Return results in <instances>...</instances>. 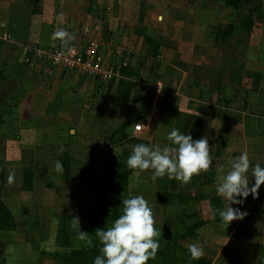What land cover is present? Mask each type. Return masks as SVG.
Here are the masks:
<instances>
[{"label": "crops", "instance_id": "1", "mask_svg": "<svg viewBox=\"0 0 264 264\" xmlns=\"http://www.w3.org/2000/svg\"><path fill=\"white\" fill-rule=\"evenodd\" d=\"M142 2L0 0V201L13 220L12 229H0V264H71L75 252L86 247L74 218L87 232L99 206L107 208V227L119 216L110 219L101 198L104 186L111 192L112 177L125 194L148 201L161 233L159 249L179 236L170 261L158 264H181L180 259L188 264V245L195 241L202 243L209 264H264V184L257 198L249 195L243 206L231 205L247 213L243 219L227 227L214 219L226 205L215 192L216 169L226 157L246 151L249 175L252 165L264 166V2L249 4L253 25L242 46L244 61H227L206 42L215 31L207 9L190 0H146L140 15ZM84 27L95 28L104 64L116 73L107 84L77 70L47 69L34 56L35 49L60 42L52 39L57 28L80 40ZM132 34L142 47L139 54L134 49L133 58ZM159 36L170 44L163 45ZM158 51L167 52L165 64L176 73L188 71L195 87L203 73L215 74L217 81H202L205 88L194 94V86L183 91L173 75L163 87ZM149 59L153 84L139 83L142 71L124 74L126 67L138 71ZM135 123L144 128L135 132ZM172 128L194 140L208 138L209 170L182 184L167 176L153 182L151 170L137 176L126 166L132 145L171 146ZM57 160L62 173L55 170ZM253 182L250 178V186Z\"/></svg>", "mask_w": 264, "mask_h": 264}, {"label": "clouds", "instance_id": "2", "mask_svg": "<svg viewBox=\"0 0 264 264\" xmlns=\"http://www.w3.org/2000/svg\"><path fill=\"white\" fill-rule=\"evenodd\" d=\"M52 39L67 45L74 37L65 28H57L52 33ZM167 139L171 146L163 148L157 144L132 145L126 166L135 170L137 176L151 170L153 182L167 176L170 180L187 184L194 175L209 170L213 164L206 136L194 140L190 134H182L178 129L172 128ZM249 169L250 160L246 151L234 157H226V162L216 169L215 192L226 201V205L214 213V219L219 218L226 227L232 221L241 220L247 215L241 211V207L231 205L243 206L249 195L253 199L257 198L258 190L264 184V166L260 163L252 165L250 175ZM55 170L58 173L64 171L61 161L55 162ZM12 178L10 174L9 182ZM250 178H254L251 186ZM121 205V214L111 226L99 228L94 233L99 254L94 257L92 264H147L150 259L156 258L161 233L154 226L153 211L148 201L142 195H134L123 199ZM74 221L73 226L78 230L79 239L89 247L96 246L87 232L80 230L78 218H74ZM188 253L190 259H200L204 255L202 243H190Z\"/></svg>", "mask_w": 264, "mask_h": 264}, {"label": "rangeland", "instance_id": "3", "mask_svg": "<svg viewBox=\"0 0 264 264\" xmlns=\"http://www.w3.org/2000/svg\"><path fill=\"white\" fill-rule=\"evenodd\" d=\"M160 1L161 0H159V2ZM190 1L192 2V4H195L198 8L207 9L209 11V17H207V19L210 21L209 27H211V25H212L211 28L214 27L215 31L212 33L210 39L206 38L207 39L206 42L209 41L210 43H214V47L219 49V53H222L221 56H223V58L226 59L227 61H231L232 59H236L237 61H242V60L244 61L245 53L242 50V48H243L242 46H244L243 41L245 40V34L243 32H241L240 30H237V31H235V33L233 32L232 35H230V37L226 40H220V39L215 40V33H216L217 28L225 29V27H227L230 23H234L235 25H238V26L241 25L242 19L246 18V15L244 14V16H242L240 13L239 14L233 13L230 9L224 7L219 0H190ZM260 1L264 2V0H254L253 5L257 6V4ZM146 4H147L146 0H144V2H142L141 5L143 7ZM167 6L168 5L165 3L163 5V9L166 10ZM263 6H264V4H263ZM248 9H250V5L248 6ZM0 21H2L1 17H0ZM1 34L2 33H0V35ZM159 37L161 40L163 39L165 41V42H163V45H165V44L169 45L170 44V42H168V40L161 38V36H159ZM132 39L135 41L132 40V42H131L132 48L129 49L130 50L129 52H131V55H130L131 58L134 57V52H133L134 49H135L136 54H139L138 52L142 49V47H140L138 45V41H136L139 38H137L134 34H132ZM160 39L158 38V44L162 45V43H160ZM134 47H136V48H134ZM151 54L155 55L154 50H152ZM166 54H167V52L158 51V66H157L158 77L161 78V76H163V80L161 82L162 86L164 85L165 82H166V87L170 86V82H171L170 77L174 75L173 80L175 77L178 76L179 82L182 81L181 87H182L183 91H186L188 88H192L194 86V84H193L192 79H190V77H189L190 74L188 73V71H186L187 74L185 76H182V75H179L178 73H176V71L174 70L173 67L168 66V65L166 66V64H165V60L167 59ZM148 56H150V55H148ZM145 59H146V57H145ZM150 59H152V57H150ZM150 59L147 62V64L145 62V66H143L142 69L139 66L138 71H133L131 66L126 67L124 74L125 75L131 74V75L138 76V74H140L139 71H142V73H141L142 76L139 75L140 76V78H139L140 82L139 83H141V81H143L144 83L146 81H148L147 82L148 84L149 83L153 84L154 78H153L152 74L149 75L150 78L147 75L148 70L154 67L153 60L151 61ZM236 71L239 72V69L236 68ZM193 73L194 74L195 73L200 74L202 72L200 70L193 69ZM225 73H227L225 70L221 72L222 75ZM165 75H167V77H165ZM168 76H169V79H168ZM227 78H228V75L225 76L224 79L227 80ZM226 80H223V81L221 80L219 83L220 85H223L224 88H226V84H227ZM158 81H160V80L158 79ZM202 81H211V82L215 83L217 81V78L215 77V74H211L210 72L203 73L202 76L200 75L199 81L197 83V84H199L200 87H197V85H196V87L194 86V88H195V90H193L194 94L199 89L200 90L203 89L204 86L202 87V84H201ZM211 82H208L209 83L207 85L208 87L211 86L210 85ZM87 247H89V246L87 245ZM89 249H90V247H89Z\"/></svg>", "mask_w": 264, "mask_h": 264}, {"label": "trees", "instance_id": "4", "mask_svg": "<svg viewBox=\"0 0 264 264\" xmlns=\"http://www.w3.org/2000/svg\"><path fill=\"white\" fill-rule=\"evenodd\" d=\"M90 1L93 2V0ZM219 1L222 3L224 7L230 9L233 13H238V14L240 13L242 16H244L245 14L246 18L242 19L241 25L239 26L235 25L234 23H230L227 27H225V29L217 28L215 33V40H219V39L226 40L230 37V35H232L233 32L235 33V31L240 30L245 34V40L243 41V44H245L249 38V33L251 32L252 30L251 28L253 25L252 13L250 9H248V6L252 0H219ZM143 13H144V7H142L141 9L140 15H143ZM147 42L148 44H153L150 38H147ZM1 72L2 71L0 70V74ZM238 83H240V81H238ZM117 181H118L117 179H113L112 177V179H110L109 181V184H111L112 182L113 185L111 192L107 193L104 186L103 188L104 194H101L102 201L108 204V211H109L108 217L110 219L115 218L118 214L119 215L121 214V212H119L120 206H122L121 201L129 197L127 194H125V192H123V184H121L119 187L117 185H114V183L117 184ZM107 190L110 191V187L107 188ZM106 225L103 226L105 229L107 228ZM103 227H95L93 225V221L90 222V228L87 231V234L89 238L93 239V243L96 246L90 247L89 249V247H87L86 244V247H84L81 251L75 252V258L73 260H69L71 264H92L94 257L99 254L98 241L96 240L94 233L97 229ZM12 228H13L12 217L9 215L3 203L0 201V229L6 230ZM178 238L179 236L176 235V237H174V239L170 243H168L164 248L159 249L156 258L154 260L150 259L147 262V264H153L154 262L158 264V260H162V259L163 261L164 260L170 261V257L173 256V254L175 253L174 251L175 248L178 247L176 246V241L178 240ZM180 262L181 264H183V261H181V259ZM188 264H209V261L201 257L198 260H193V259L190 260Z\"/></svg>", "mask_w": 264, "mask_h": 264}, {"label": "built area", "instance_id": "5", "mask_svg": "<svg viewBox=\"0 0 264 264\" xmlns=\"http://www.w3.org/2000/svg\"><path fill=\"white\" fill-rule=\"evenodd\" d=\"M94 29L84 27L78 33L80 40L72 39L67 45L60 41L46 50L35 49L34 56L42 60L47 69L60 66L64 70H77L86 77L99 80L102 85L107 84L116 73L104 64L102 42L94 34ZM152 111L157 113L159 109L153 107ZM143 128L142 123H135L133 127L135 132H140Z\"/></svg>", "mask_w": 264, "mask_h": 264}, {"label": "water", "instance_id": "6", "mask_svg": "<svg viewBox=\"0 0 264 264\" xmlns=\"http://www.w3.org/2000/svg\"><path fill=\"white\" fill-rule=\"evenodd\" d=\"M106 220H107V208L105 205H101L97 210V216L94 219L93 225L95 227H103L106 225Z\"/></svg>", "mask_w": 264, "mask_h": 264}]
</instances>
